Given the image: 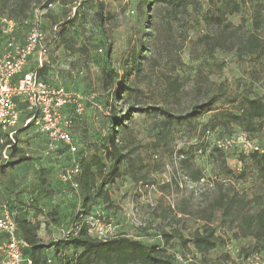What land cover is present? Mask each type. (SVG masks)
<instances>
[{"label":"rangeland","instance_id":"374dc122","mask_svg":"<svg viewBox=\"0 0 264 264\" xmlns=\"http://www.w3.org/2000/svg\"><path fill=\"white\" fill-rule=\"evenodd\" d=\"M46 1L32 0L26 15L27 24L38 23L45 34L42 63L36 53L27 69L63 86L81 103V115L73 107L63 113L72 120L77 150L71 154L58 146L51 151L44 136L31 128L19 132L8 160L0 157V203L9 205L16 220L25 214L36 215L45 227L42 235L49 241L66 238L83 208L75 178L62 181L60 173L78 164L81 157L103 156V147L114 138L129 151L132 166L127 170L124 163L122 175L107 186L111 203L100 202L107 212L91 214H99L112 235H126L145 244L162 247L163 233L170 234L171 240L163 247L175 264H201V256L190 243L184 246L179 235L190 239L201 227L200 217L211 209L220 185L222 193H245L252 210L258 202L264 204V183L251 161L238 150L220 152L213 147L216 138L241 131L225 118L218 120L222 117L219 111L238 113L240 98L227 104L226 97L246 95L264 100V59L239 57L234 51L204 53L199 39L211 35L214 28L204 17L222 7L221 0H198L185 8L156 2L143 7L142 14L137 11L140 0H56L44 8ZM2 17L7 18L0 13ZM226 19L248 32L258 22L257 33L264 39V0H244L240 12ZM27 32L20 27L17 39L24 42ZM136 57L139 65L131 63ZM111 70L117 76L105 87L103 73ZM163 73L180 78L182 89L176 99L165 98ZM124 83L129 90L121 93ZM212 96L216 103L188 123L174 121L163 127V118L154 111L122 118L129 107L161 108L183 116L194 104ZM115 121L121 125L116 127ZM211 123L221 125L211 129ZM262 124V130L251 138L264 148V119ZM208 129L213 133L205 139ZM2 148L0 145V151ZM183 160L199 168L204 180H189ZM95 204L97 201L92 206ZM209 224L220 243L205 256L207 260L264 264L261 245L254 248L251 238H232L234 228L230 229L229 219L222 220L220 211L213 212Z\"/></svg>","mask_w":264,"mask_h":264},{"label":"trees","instance_id":"16d2710c","mask_svg":"<svg viewBox=\"0 0 264 264\" xmlns=\"http://www.w3.org/2000/svg\"><path fill=\"white\" fill-rule=\"evenodd\" d=\"M55 1L47 0L44 8H48V5L53 4ZM197 1L140 0L137 11L139 14H142L143 7L156 2L166 4L172 8H185L187 5L192 4V2L194 4ZM221 3L222 7L214 8L212 14L204 17L205 20L212 21L214 26L211 35L207 34L199 39L204 53L211 55L215 50L234 51L239 57L250 56L255 59H264V39L257 33L260 27L259 23L254 21L252 25L253 31L248 32L242 25H233L226 19L227 15L238 14L240 12L241 7L244 5V0H221ZM31 5L32 0H0V13L7 16V18L2 17L0 19V52L5 50V44L8 39V36L1 33L2 19L13 20L18 24L13 35L16 42L22 44L23 42L17 39V33L20 27H26L27 31H29L31 24H27L28 18L26 15L31 9ZM15 17H21L23 21L19 22L13 19ZM136 59L137 57L132 58L131 63L139 65L140 62H137ZM28 71L34 70L25 67L24 72ZM116 76L117 73L112 70L108 73L104 72V86L108 87L113 77ZM40 78L43 79L42 77ZM162 83L165 98L176 99L182 89L180 78L175 74L163 73ZM122 88L124 89L121 93L129 90V87L125 83L122 85ZM221 96L224 97L225 93H222ZM214 97L216 96L208 98L204 103L194 104L190 111L183 116H175L169 110L161 108L129 107L126 115L122 118H128V116L134 113L143 114L154 111L163 118V127L172 125L174 121L188 123L199 117L205 110H208L210 106L216 103L217 99ZM238 98L240 99L237 102ZM225 102L227 104L237 102L238 113L219 111L217 114L222 115V117L218 120L220 121V119L225 118L226 123H235L241 131L228 135L224 139L216 138L213 147L220 152L238 150L240 155L246 156L251 161L256 170L257 178L264 183V148L258 146L254 138H251V136L258 134L262 130L264 100L261 97L243 95L241 97H226ZM217 114H214L213 117L218 118ZM115 124L118 127L121 125V121H115ZM220 125L221 123H211V129ZM204 132L205 139L209 138L213 133L209 129ZM240 133L245 134L247 140L251 142L253 146L252 150H243L241 146L236 144L227 148L219 146V142L223 143L225 140L232 139ZM103 150V156L93 153L89 158L81 157L79 160V173L74 180L82 198L83 212L78 214L73 220L74 222L81 216L91 214L92 205L96 201L109 206L111 199L107 186L122 175L121 167L124 163H126L125 168L127 170L128 166L131 165L129 163V151L126 150V147L122 143H115L114 138H111L109 146L103 147ZM181 162L189 180L192 182L204 180L202 171L199 168L194 167L189 161L183 160ZM137 184L142 183L138 182ZM222 190L223 186L220 185L218 196L210 205L211 209L209 212L206 210L205 213L207 215L200 217V221L203 224L193 232L191 238L184 239L179 235V240L184 246L190 243L196 253L201 256V264H221L215 261L211 262L205 258L220 243L215 229L209 224L213 217V212L216 210L220 211L222 220L229 219L230 229L234 228L233 230L231 229L232 238H251L254 240V248L261 245V248L264 250V204L258 202V206L255 210H252L251 201L247 200L245 193L238 194L232 190H226L222 193ZM4 205L9 209L6 203ZM14 221L17 224V238L25 244V247L21 251L22 257L30 260L31 264H52V259H49L46 253L49 249H54L55 251L53 256L54 264H175L174 257L170 253H167L165 247H163L172 238V235L167 233H163L162 235L164 242L162 247L156 244H145L126 235H117L107 240H98L90 237L85 228H81L75 236L44 242L38 237V230L40 228L38 222L33 223L24 218L14 219Z\"/></svg>","mask_w":264,"mask_h":264},{"label":"built area","instance_id":"2783aa9c","mask_svg":"<svg viewBox=\"0 0 264 264\" xmlns=\"http://www.w3.org/2000/svg\"><path fill=\"white\" fill-rule=\"evenodd\" d=\"M51 6L48 5V8ZM17 25L13 20L1 21V33L8 39L5 50L0 52V145H3L0 157L8 160L9 152L17 146L19 132L26 128L44 136L48 150L64 146L68 153L73 154L77 150L71 134L73 123L63 113L67 107H73L79 116L83 107L77 97L63 86L41 79L36 71L24 72L32 55L37 53L38 62L42 63L45 34L38 23H33L25 41L19 44L13 35ZM218 144L224 148L236 144L246 151L253 149L243 133ZM78 173L79 165L74 164L64 168L60 178L62 181H72ZM81 228L98 240L114 237L109 231L110 226L103 222L99 214L81 216L66 236L77 235ZM0 235L5 237L0 243L1 264H31L30 260L22 257L25 244L17 238V224L4 204L0 205Z\"/></svg>","mask_w":264,"mask_h":264},{"label":"crops","instance_id":"0c3cea01","mask_svg":"<svg viewBox=\"0 0 264 264\" xmlns=\"http://www.w3.org/2000/svg\"><path fill=\"white\" fill-rule=\"evenodd\" d=\"M27 66L29 67V64H27ZM27 66H26V68H27ZM3 204H5V203H0V205H3ZM7 204V203H6ZM8 205V204H7ZM101 205L103 206V208H101ZM8 207H9V205H8ZM92 212H97V213H99V212H107V210L104 208V205L103 204H101L100 202H97V204H95V206H93L92 207ZM12 215V214H11ZM14 219V218H13ZM24 219H26V220H28V221H31V222H38V218H36V215H32V216H30V215H26L25 214V217H24ZM113 224V223H112ZM40 225V231L38 232V237L42 240V241H44V242H47V241H49V237L48 236H45V235H42L44 232H45V227H43V225L42 224H39ZM114 228H116V227H114ZM5 240V237L3 236V235H0V243L1 242H3ZM53 241H56L55 239H53ZM46 253H47V255H48V257H49V259H52V264H54L55 262H53L54 260V258H53V256H54V254H55V251H54V249H49V250H47L46 251ZM1 259H2V256H1V254H0V264H1Z\"/></svg>","mask_w":264,"mask_h":264}]
</instances>
